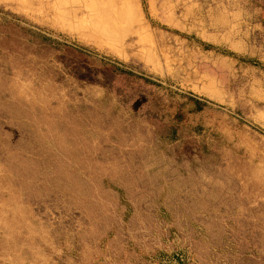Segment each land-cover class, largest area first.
Returning <instances> with one entry per match:
<instances>
[{
	"label": "rangeland",
	"instance_id": "obj_1",
	"mask_svg": "<svg viewBox=\"0 0 264 264\" xmlns=\"http://www.w3.org/2000/svg\"><path fill=\"white\" fill-rule=\"evenodd\" d=\"M0 264H264V0H0Z\"/></svg>",
	"mask_w": 264,
	"mask_h": 264
}]
</instances>
